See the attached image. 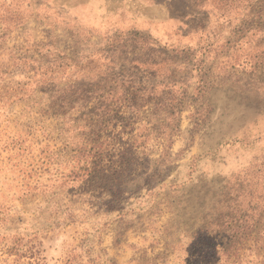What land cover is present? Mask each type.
Here are the masks:
<instances>
[{
  "label": "rangeland",
  "instance_id": "obj_1",
  "mask_svg": "<svg viewBox=\"0 0 264 264\" xmlns=\"http://www.w3.org/2000/svg\"><path fill=\"white\" fill-rule=\"evenodd\" d=\"M0 264H264V0H0Z\"/></svg>",
  "mask_w": 264,
  "mask_h": 264
}]
</instances>
